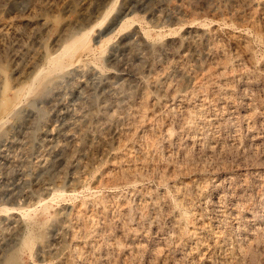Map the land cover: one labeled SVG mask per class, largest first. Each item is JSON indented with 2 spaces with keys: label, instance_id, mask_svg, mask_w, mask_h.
Instances as JSON below:
<instances>
[{
  "label": "rangeland",
  "instance_id": "obj_1",
  "mask_svg": "<svg viewBox=\"0 0 264 264\" xmlns=\"http://www.w3.org/2000/svg\"><path fill=\"white\" fill-rule=\"evenodd\" d=\"M40 1L0 6V106L45 69L0 121V264H264V0Z\"/></svg>",
  "mask_w": 264,
  "mask_h": 264
},
{
  "label": "bare ground",
  "instance_id": "obj_2",
  "mask_svg": "<svg viewBox=\"0 0 264 264\" xmlns=\"http://www.w3.org/2000/svg\"><path fill=\"white\" fill-rule=\"evenodd\" d=\"M5 0H0V6H2V4H3V2H4ZM46 2L47 0H41L40 1V3H43V2ZM49 1V0H48ZM7 2V1H6ZM39 3V2H38ZM37 3V4H38ZM48 3V2H47ZM46 3V4H47ZM4 5V4H3ZM55 5V4H54ZM38 7V6H37ZM54 7V6H53ZM52 7V8H53ZM2 8V7H1ZM49 8V7H48ZM46 9V8H45ZM48 10V9H47ZM18 18V17H17ZM16 18V19H17ZM26 19V18H25ZM128 19H130V17L129 18H127V20ZM24 20V19H23ZM26 21V20H25ZM29 21V20H28ZM131 21V20H130ZM31 23H32V25L33 24H35L36 25V27L34 28V32L36 33H38L39 32V30L41 29V28H43L45 25H46V21H45V18H44V15L43 14H38L34 19H32L31 20ZM48 23V22H47ZM14 27V26H13ZM26 27V26H25ZM18 28V27H17ZM27 28V27H26ZM30 28V27H29ZM91 28H93V27H91ZM21 29V28H20ZM91 30V29H90ZM28 31V30H27ZM88 32V31H87ZM87 32H84V34L82 33V35L81 36H79V38L77 37V34H76V39H74V37H75V35H74V37H73V41L71 42L70 41V43H80L81 44V46L82 45H85L86 44V39H87V36H88V33ZM23 33V32H22ZM26 33H28V32H26ZM63 34V33H62ZM36 35V34H35ZM28 36V35H27ZM30 36V35H29ZM71 36V35H70ZM30 38V37H29ZM28 38V39H29ZM32 38V37H31ZM40 38H41V36H40ZM39 38V39H40ZM68 38V37H67ZM27 39V38H26ZM36 39V38H35ZM72 39V38H71ZM70 40V39H69ZM65 41V40H64ZM32 42V41H31ZM60 42V41H59ZM69 43V44H70ZM35 44V43H34ZM68 44V43H67ZM27 45H29L28 43H27ZM38 45V44H37ZM74 45V44H73ZM80 46V45H79ZM30 47H31V44H30ZM34 47H36L35 45H34ZM33 47V48H34ZM46 47V46H45ZM91 47V46H90ZM27 48H29L28 46H27ZM32 48V49H33ZM63 48V47H62ZM35 49V48H34ZM76 49V48H75ZM74 49V50H75ZM89 49V48H88ZM39 51V50H38ZM60 51V50H59ZM59 51H57L56 53V55H50V54H48L47 56H45V59H44V61H45V64L48 66V67H52V68H54L53 70L54 71H57L56 69L57 68H61V67H64L63 65H65V64H67L68 65V63H66V62H70V60L72 59V58H70V60L69 61H67V58L66 57H68V54H67V56L65 57L64 56V53L66 52V51H68L67 50V47L65 46L64 47V49L61 51V52H59ZM70 51V50H69ZM72 51V50H71ZM89 51V50H88ZM91 51V50H90ZM29 52V51H28ZM37 52V51H36ZM59 52V53H58ZM75 52V51H74ZM46 53V52H45ZM54 53V52H53ZM72 53V52H71ZM47 54V53H46ZM45 54V55H46ZM65 54V55H66ZM30 55H32V54H30ZM28 53H27V49H26V47H25V45H24V41H23V38H22V36L20 35V32L18 31V30H16L15 28H12L11 26H9V24H7V23H0V58H3V59H5V60H7L8 62H10V63H12L13 64V67H14V71L16 72L17 70H18V66L19 65H21L22 63L24 64V62H26L28 59H29V57H31ZM87 55V54H86ZM38 56V55H37ZM71 56H72V54H71ZM39 58V57H38ZM31 59V58H30ZM29 59V60H30ZM28 60V61H29ZM34 60V59H33ZM37 60V59H36ZM2 61V60H1ZM32 61V60H31ZM33 62H35V60L33 61ZM3 63V62H2ZM5 63V62H4ZM28 63V62H27ZM32 64V63H31ZM34 64V63H33ZM32 64V65H33ZM70 64V63H69ZM0 65H1V63H0ZM41 65V64H40ZM4 66H6V65H4ZM30 66V65H29ZM45 66V65H44ZM8 67V66H7ZM22 67V66H21ZM27 67V66H26ZM32 67V66H31ZM30 67V68H31ZM69 67V66H68ZM38 69V68H37ZM43 69L44 68H40L37 72H35V74H33L34 75V77L31 79V81L29 80V82L23 87L22 85L20 86V87H22L21 88V90H19V92H18V94L16 95V97L15 96H7L5 99H4V101H3V103L1 104V106H0V121H4V120H6L7 118L6 117H8V116H11V114H12V112H13V110H14V108L17 106V104L20 102V100L23 98V97H25L26 96V93L27 92H29V91H31V89H32V86L34 85H36V84H34L35 83V81L37 80V79H39V76H40V74H43L44 72H45V69H44V72H43ZM47 69V68H46ZM49 69V68H48ZM66 69V68H65ZM30 70V69H29ZM62 70V69H61ZM23 71H25V70H23ZM46 71H49V70H46ZM52 70H50V72H51ZM12 72V71H11ZM22 72V71H21ZM29 72V71H28ZM27 72V73H28ZM43 72V73H42ZM47 73V72H46ZM32 74V73H31ZM1 75V74H0ZM26 76V75H25ZM24 76V77H25ZM45 76H46V74H45ZM49 76V75H48ZM47 77V76H46ZM135 77V76H134ZM5 78V77H4ZM44 79H45V77H43ZM43 79V80H44ZM40 80V79H39ZM38 82V81H37ZM43 81H41V83H42ZM1 83V82H0ZM38 84H39V86H40V81L38 82ZM5 85V84H4ZM43 85V84H42ZM0 86H1V84H0ZM3 87V86H2ZM37 87H38V85H37ZM37 87L35 86V88L37 89ZM39 88V87H38ZM120 88V87H119ZM2 89V88H1ZM5 89V88H4ZM9 89V88H8ZM17 89V88H16ZM15 90V89H14ZM35 90V89H34ZM33 90V91H34ZM1 92V91H0ZM9 92V91H8ZM12 92V91H11ZM4 94V93H3ZM10 95V94H9ZM29 95V94H28ZM116 95V94H115ZM2 96V95H1ZM32 96V95H31ZM23 100V99H22ZM21 103V102H20ZM16 110V109H15ZM13 116V115H12ZM11 116V117H12ZM10 117V118H11ZM58 198V197H57ZM50 201V200H49ZM53 202V201H52ZM3 208V207H2ZM1 208V209H2ZM50 208V207H49ZM1 209H0V211H1ZM4 209V208H3ZM6 210H7V208H6ZM10 210V209H9ZM4 211V210H3ZM31 212H32V210H31ZM15 229V228H14ZM25 241V240H24ZM30 241V240H29ZM28 241V242H29ZM27 242V243H28ZM30 247V246H29ZM25 248L27 249L28 248V246L26 245L25 246ZM26 249H24V250H26ZM22 250V249H21ZM31 250V249H30ZM27 251V253H29L28 251H29V249H27L26 250Z\"/></svg>",
  "mask_w": 264,
  "mask_h": 264
}]
</instances>
